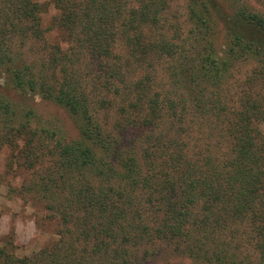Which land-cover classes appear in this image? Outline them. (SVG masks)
<instances>
[{"label": "trees", "instance_id": "16d2710c", "mask_svg": "<svg viewBox=\"0 0 264 264\" xmlns=\"http://www.w3.org/2000/svg\"><path fill=\"white\" fill-rule=\"evenodd\" d=\"M51 2L65 48L47 42L37 0L0 9V78L79 131L40 127L0 94V151L23 139L22 192L63 224L37 264H264V13L187 0L183 38L172 0ZM30 40L39 64L23 56Z\"/></svg>", "mask_w": 264, "mask_h": 264}, {"label": "rangeland", "instance_id": "374dc122", "mask_svg": "<svg viewBox=\"0 0 264 264\" xmlns=\"http://www.w3.org/2000/svg\"><path fill=\"white\" fill-rule=\"evenodd\" d=\"M42 7V27L46 29L45 37L49 44L60 43L63 48L68 46L65 40L64 31L59 28H51L52 21L60 16V11L54 6L51 0H37ZM216 6L220 8V13L224 17L231 14L232 7L227 8L228 4L233 2L230 0H215ZM264 13V0H238ZM2 0H0V9L2 8ZM172 10L174 11L179 23L180 33L183 38L191 29V21L188 20V2L187 0H172ZM223 27V25L221 24ZM225 38V32L221 29L219 36V44ZM16 43L19 39H15ZM224 47V46H223ZM45 50L39 49L34 41L30 40L28 46L24 49L23 56L38 64L45 57ZM250 63L243 62L239 64L236 70L240 67V78H244L251 69ZM163 78L161 69L159 68L158 79ZM0 94L11 101L13 107L18 110L26 111L27 109L34 110L36 120L40 127L50 130L62 132L66 139H77L79 137L78 127L67 109L57 103L44 99L39 95L22 94L19 91L7 86L0 78ZM101 112H104L102 110ZM200 121V120H199ZM258 127L263 131L264 137V120L258 123ZM62 134V135H63ZM200 133L195 134V139L199 145L202 142ZM22 138L18 139L19 147L17 149L11 146H5L0 151V249L5 252V256L9 260L5 264H26L37 256L42 250L51 245L54 241L60 238L59 233L63 229V224L58 218L52 217L50 213L42 207L41 202L31 200L29 194L22 192V186L29 183L34 178L33 169H29L22 163L19 148L23 145ZM180 257L169 256V260H160V262H174L184 264ZM0 259V264L2 263ZM12 263V264H13ZM39 263L37 258L32 261V264ZM41 264V263H40Z\"/></svg>", "mask_w": 264, "mask_h": 264}]
</instances>
